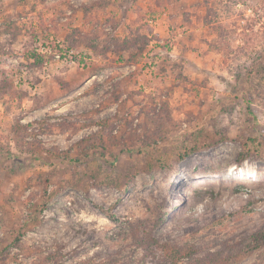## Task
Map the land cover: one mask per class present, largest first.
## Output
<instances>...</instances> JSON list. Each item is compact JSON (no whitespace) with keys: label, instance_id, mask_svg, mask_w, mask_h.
Instances as JSON below:
<instances>
[{"label":"rangeland","instance_id":"obj_1","mask_svg":"<svg viewBox=\"0 0 264 264\" xmlns=\"http://www.w3.org/2000/svg\"><path fill=\"white\" fill-rule=\"evenodd\" d=\"M136 229L264 264V0H0V264H169Z\"/></svg>","mask_w":264,"mask_h":264},{"label":"trees","instance_id":"obj_2","mask_svg":"<svg viewBox=\"0 0 264 264\" xmlns=\"http://www.w3.org/2000/svg\"><path fill=\"white\" fill-rule=\"evenodd\" d=\"M191 151L192 150L187 151L181 157L188 155ZM135 232L136 234H132L134 243L139 246L143 245V247H145L144 249H146L147 253L150 255V257L153 258V260L157 259L156 255L154 254V251L160 254L159 258H161L162 261H167L169 262V264H177L181 259L184 258L193 259L195 250L192 249V244L187 241H184L183 243L177 245H170L168 243L161 244L157 240L151 238L150 234L145 230H142L139 236L137 235V229L135 230ZM257 235H255V241H259L261 237V243L264 244V234L260 233L259 238L257 237ZM151 249H154V251H152ZM248 249L251 250V248ZM212 259V257L205 258L203 264H215L216 261H213ZM198 263L199 261L191 262V264Z\"/></svg>","mask_w":264,"mask_h":264}]
</instances>
